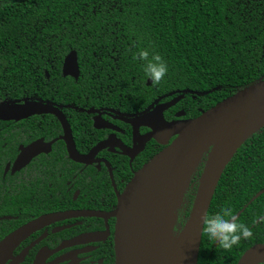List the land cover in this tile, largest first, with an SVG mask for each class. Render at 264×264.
Returning <instances> with one entry per match:
<instances>
[{"label": "trees", "instance_id": "obj_1", "mask_svg": "<svg viewBox=\"0 0 264 264\" xmlns=\"http://www.w3.org/2000/svg\"><path fill=\"white\" fill-rule=\"evenodd\" d=\"M141 49L167 62L159 85L148 84L144 62L134 59ZM71 52L78 79L63 75ZM263 79L264 0H0V103L67 99L127 115L183 94L173 109L195 118ZM210 150L173 210L188 206L177 233L191 216ZM263 188L264 127L231 157L208 212L244 209L239 218L253 237L228 251L203 232L198 264H236L264 243V194L250 203Z\"/></svg>", "mask_w": 264, "mask_h": 264}, {"label": "flooded vegetation", "instance_id": "obj_2", "mask_svg": "<svg viewBox=\"0 0 264 264\" xmlns=\"http://www.w3.org/2000/svg\"><path fill=\"white\" fill-rule=\"evenodd\" d=\"M44 103L63 112L80 154L89 155L100 144H107L87 163H80L70 157L67 142L62 139L64 125L55 115L0 120V246L29 225L0 264H116L114 212L118 195L165 147L154 138L146 140L152 127L134 126L127 119L153 107L126 115L67 99ZM182 112L184 115L178 117ZM164 117L169 122L190 119L185 111H174L173 107L164 112ZM143 141V150L131 156L129 150L141 147ZM36 143L41 152L17 168L23 150ZM176 221L175 210L170 241L184 229L174 232ZM218 244L215 242V246Z\"/></svg>", "mask_w": 264, "mask_h": 264}, {"label": "water", "instance_id": "obj_3", "mask_svg": "<svg viewBox=\"0 0 264 264\" xmlns=\"http://www.w3.org/2000/svg\"><path fill=\"white\" fill-rule=\"evenodd\" d=\"M63 75L79 78L80 68L75 52H71L65 58ZM151 83L152 81L149 80L148 84ZM183 98L184 95L181 94L168 102L157 104L151 111L143 115L127 119L134 126L152 127V132L146 136V140L154 138L165 147L137 171L124 192L118 195V208L114 212L117 218L116 264H157L152 253L148 252V246L144 241L149 233L148 229L144 228V211H147L148 201L154 192L155 184H158L169 170L183 159H185V163L180 168L178 175L170 179L173 182L169 191L167 190L169 205L165 219L164 241L170 250L180 248L185 235L191 231L195 221L197 226L196 247L191 264H197L203 236L204 217L206 214L208 215L222 173L242 143L255 131L264 127V79L238 91L195 118L167 121L164 112L174 107ZM43 114H53L61 120L65 129V136L62 139L67 142L68 153L76 162L87 163L91 156L107 144L102 143L89 155H82L75 148L70 127L63 112L57 107L28 99L19 103H0V120L19 121L33 115ZM183 115V112L179 113L178 117ZM244 130L251 132L239 143L227 160L221 158L222 141ZM172 138L174 139L172 140ZM145 142L143 141L141 147L129 150L130 155L133 156L136 152L143 150ZM39 148L38 143L25 148L16 162V167L20 168L26 165L41 152ZM210 148L212 149L200 179L191 216L179 237L175 241H170L172 212L180 204L197 165ZM184 172L186 173L184 174ZM262 194H264V188L251 199L250 203ZM243 211L244 209L237 215L240 217ZM28 229L29 225L4 241L0 246V262ZM260 263H264V244L255 245L247 250L238 262V264Z\"/></svg>", "mask_w": 264, "mask_h": 264}, {"label": "bare ground", "instance_id": "obj_4", "mask_svg": "<svg viewBox=\"0 0 264 264\" xmlns=\"http://www.w3.org/2000/svg\"><path fill=\"white\" fill-rule=\"evenodd\" d=\"M249 130L239 131L236 135L222 141L221 158L227 160L241 141L250 133ZM190 157V156H189ZM188 157V158H189ZM185 163V159L173 166L169 172L155 184L153 194L149 198L147 211H144V228L148 229V235L145 238V244L148 246V252L157 264H191L194 259L196 247L197 226L194 221L192 229L185 237L183 245L174 250L168 249L164 241L165 219L167 215L169 199L167 190L174 178L178 175L180 168Z\"/></svg>", "mask_w": 264, "mask_h": 264}, {"label": "clouds", "instance_id": "obj_5", "mask_svg": "<svg viewBox=\"0 0 264 264\" xmlns=\"http://www.w3.org/2000/svg\"><path fill=\"white\" fill-rule=\"evenodd\" d=\"M134 59L144 62L143 70L153 85H159L168 74L167 62L158 53L152 54L147 49H141L134 55ZM187 207L185 203L177 210V226L173 229L174 232L178 230V226H183ZM203 232L211 240L218 242L219 248L228 251L239 246L242 240L253 237L252 228L241 222L230 206L222 208L214 215L206 214Z\"/></svg>", "mask_w": 264, "mask_h": 264}, {"label": "rangeland", "instance_id": "obj_6", "mask_svg": "<svg viewBox=\"0 0 264 264\" xmlns=\"http://www.w3.org/2000/svg\"><path fill=\"white\" fill-rule=\"evenodd\" d=\"M186 172H184V174H185Z\"/></svg>", "mask_w": 264, "mask_h": 264}]
</instances>
